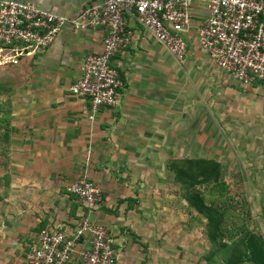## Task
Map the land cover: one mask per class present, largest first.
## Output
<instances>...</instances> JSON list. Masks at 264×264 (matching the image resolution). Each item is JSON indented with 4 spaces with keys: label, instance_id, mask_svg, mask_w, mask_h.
<instances>
[{
    "label": "crops",
    "instance_id": "crops-1",
    "mask_svg": "<svg viewBox=\"0 0 264 264\" xmlns=\"http://www.w3.org/2000/svg\"><path fill=\"white\" fill-rule=\"evenodd\" d=\"M14 1L75 17L100 0ZM191 14L193 24L182 33L187 45L182 62L126 15L130 41L112 60L123 85L116 104L100 108L93 121L88 100L74 97L70 87L82 59L101 51L104 30L66 26L46 49L13 62L12 52L0 50V106L9 120L0 148V264H26L42 228L74 229L85 211L65 188L84 176L101 189L103 202L90 218L111 234L115 264L178 259V250L171 257L168 246L131 244L128 238L139 241L140 232L126 221L141 204L144 189L155 181L162 184L172 157L170 134L179 133L186 108L194 109L186 100L205 88L202 79L220 99L227 95L237 101L242 90L198 44L196 28L208 14L206 2L194 0ZM153 233L164 236L162 230L148 235Z\"/></svg>",
    "mask_w": 264,
    "mask_h": 264
},
{
    "label": "built area",
    "instance_id": "built-area-1",
    "mask_svg": "<svg viewBox=\"0 0 264 264\" xmlns=\"http://www.w3.org/2000/svg\"><path fill=\"white\" fill-rule=\"evenodd\" d=\"M208 14L196 28L198 44L222 71L241 86L264 81V0H202ZM194 0H100L75 17L47 12L32 2L0 0V50L13 60L46 49L66 26L101 28L99 53L86 55L70 93L86 99L88 120L116 104L123 82L114 56L130 41L126 15L148 31L178 62L186 55L182 33L192 24ZM85 213L70 231L42 228L26 253V264H115L114 240L90 214L103 202L101 189L86 176L65 188Z\"/></svg>",
    "mask_w": 264,
    "mask_h": 264
},
{
    "label": "rangeland",
    "instance_id": "rangeland-1",
    "mask_svg": "<svg viewBox=\"0 0 264 264\" xmlns=\"http://www.w3.org/2000/svg\"><path fill=\"white\" fill-rule=\"evenodd\" d=\"M202 81L205 88L192 101L186 100L194 109L186 108L188 113L177 125L179 133L170 134V156L218 161L229 194L238 209L249 214V227L264 236V86L258 82L242 86L235 101L227 95L220 99L215 90L208 89L209 82ZM1 134L2 130L0 148ZM162 178V184L155 181L141 193V204L126 221L134 233L140 232L139 241L128 240L131 244L168 246L171 257L178 250V259L172 260L180 264H205L201 260L209 249L205 220L187 206L168 171L162 172ZM159 230L164 236L148 235Z\"/></svg>",
    "mask_w": 264,
    "mask_h": 264
},
{
    "label": "trees",
    "instance_id": "trees-1",
    "mask_svg": "<svg viewBox=\"0 0 264 264\" xmlns=\"http://www.w3.org/2000/svg\"><path fill=\"white\" fill-rule=\"evenodd\" d=\"M256 82L264 86V81ZM0 130L7 138L8 113L1 106ZM167 171L187 206L205 220L204 234L209 244L201 256L205 264H264V236L249 227V214L238 209L229 194L218 161L170 157Z\"/></svg>",
    "mask_w": 264,
    "mask_h": 264
}]
</instances>
